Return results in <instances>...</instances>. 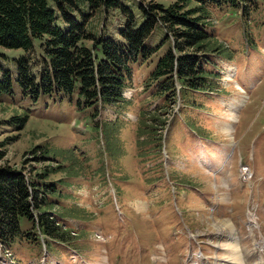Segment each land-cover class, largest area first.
Listing matches in <instances>:
<instances>
[{"label": "rangeland", "instance_id": "obj_1", "mask_svg": "<svg viewBox=\"0 0 264 264\" xmlns=\"http://www.w3.org/2000/svg\"><path fill=\"white\" fill-rule=\"evenodd\" d=\"M153 1L167 6L172 0ZM121 2L140 25L139 1ZM211 13L208 29L233 59L231 67L213 58L222 69L220 88L203 95L183 93L179 82L172 103L158 83L147 85L171 46L160 24L146 40L158 49L132 66V84L125 92L130 101L97 111L79 107L76 94L36 100L24 95L15 76L16 59L25 51L0 47V79L9 70L14 76L11 90L0 93V152L5 155L0 165L23 170L37 185H54L47 208L73 237L58 241L22 218L21 229L32 234L11 245L0 242V264H230L231 246L238 252L235 264H264V247L258 248L264 242V179L259 183L254 177L264 176V0H255L247 16L232 7ZM124 24L120 10L112 9L106 20L98 10L88 27L96 33L107 28L109 36L120 39ZM29 56L37 72L43 56L38 51ZM228 67L237 68L248 98ZM242 101L238 111L233 109ZM187 102L193 106L188 113ZM231 123L234 132H226ZM165 127L168 136H163ZM233 150L235 156L216 179L209 169L220 168ZM240 156L257 172L248 181L242 179ZM45 171L43 178L38 175ZM252 193L260 203L255 231L248 229L245 213Z\"/></svg>", "mask_w": 264, "mask_h": 264}, {"label": "trees", "instance_id": "obj_2", "mask_svg": "<svg viewBox=\"0 0 264 264\" xmlns=\"http://www.w3.org/2000/svg\"><path fill=\"white\" fill-rule=\"evenodd\" d=\"M138 1L143 16L140 25L121 0H0V47L25 51L16 59L15 76L24 95L36 100L41 95L72 98L76 94L79 107L95 111L101 105L125 101L123 93L132 84L133 64L139 58L147 60L159 47L146 44L158 24L166 30L171 46L158 59L147 85L158 83L168 103L175 102L177 82L184 90L217 88L211 74H218L209 64L216 56L227 54L208 29L211 9L232 7L247 16L255 0H172L167 6L159 1ZM82 7L89 8L90 14L84 15ZM112 9L120 10L125 19L120 39L109 36L107 28L96 33L88 27L94 12L102 10L106 20ZM32 51L43 56L37 72L29 56ZM13 78L10 70L4 72L0 93L11 90ZM4 156L0 152V160ZM47 173L38 175L43 178ZM53 187L37 185L21 169L0 165L1 243L6 246L29 238L32 231L21 229L22 218L45 236L70 242L71 230L58 223L47 208Z\"/></svg>", "mask_w": 264, "mask_h": 264}, {"label": "crops", "instance_id": "obj_3", "mask_svg": "<svg viewBox=\"0 0 264 264\" xmlns=\"http://www.w3.org/2000/svg\"><path fill=\"white\" fill-rule=\"evenodd\" d=\"M171 2V1H170ZM169 2V3H170ZM221 58L223 59V60H225V62L224 63H228L229 62V58H227L225 55H223V56H221ZM218 63V62H217ZM230 63V62H229ZM211 70L212 71H215V72H220V71H222V69H221V66H219V63L218 64H214L213 66H212V68H211ZM211 79H213V81H215L216 82V87L217 88H213L214 90H218L220 87L218 86V82H217V80H220V78H218V77H216L213 73L211 74ZM212 89V88H211ZM184 92H187V93H193V94H200V95H203L204 93H205V91L203 90V91H193V90H188V89H186ZM206 97V96H205ZM204 97V98H205ZM188 104H184V107L187 109L186 110V112L188 113V110H190V108H192L193 106H191V104L189 103V102H187ZM200 110H204V109H200ZM205 111V110H204ZM199 191H202V190H200L199 189ZM195 192V191H194ZM191 198V197H190ZM182 200H185V195L183 196V199Z\"/></svg>", "mask_w": 264, "mask_h": 264}, {"label": "bare ground", "instance_id": "obj_4", "mask_svg": "<svg viewBox=\"0 0 264 264\" xmlns=\"http://www.w3.org/2000/svg\"><path fill=\"white\" fill-rule=\"evenodd\" d=\"M230 71H231V69H230ZM233 72H235V69H234ZM233 72L230 73V74H231V77H232V73H233ZM245 98H246V96H245ZM243 102H244V101H242L241 104H240V102H239L237 105H233V109H236V111H238V110L240 109L239 106H241ZM106 105L109 106L108 104H106ZM101 106H104V105H101ZM234 119H235V121H232V122H236V118H234ZM229 125H230V126H229ZM229 125L226 126V128H224L225 131H226V132H231V131L233 130V132H234V129H233L234 126L232 125V123L229 124ZM231 125L233 126V128H232ZM234 144H235V143L233 142L232 145H234ZM140 202H141V201H140ZM142 204H144V203L142 202ZM216 225H217V224H216ZM236 238H237V235H236L235 239H236ZM226 246H227V247H230L229 245H226ZM231 247H232V246H231ZM231 247H230L231 250L229 249L231 253L229 252V253H230V255H228L229 258H228V257H227V258H228V261L230 262V264H235V263H238V259H239L238 256H237V253H238V252H237V250H235V248L232 249ZM227 263H228V262H227ZM240 264H241V263H240Z\"/></svg>", "mask_w": 264, "mask_h": 264}]
</instances>
